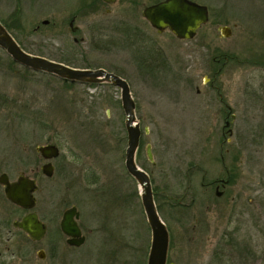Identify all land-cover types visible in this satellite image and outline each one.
I'll return each instance as SVG.
<instances>
[{
	"label": "rangeland",
	"instance_id": "obj_1",
	"mask_svg": "<svg viewBox=\"0 0 264 264\" xmlns=\"http://www.w3.org/2000/svg\"><path fill=\"white\" fill-rule=\"evenodd\" d=\"M95 1L0 0V19L33 53L75 67H101L128 82L140 128L150 130L142 134L136 160L146 167L169 229L168 261L210 263L229 208L236 211L233 221L242 222L241 234L259 241L264 253V173L263 178L259 174L264 172V136L258 137L264 130V0H196L208 7L209 19L185 40L151 27L141 14L147 0ZM73 14L78 32L68 26ZM220 26L230 28L229 36ZM227 107L236 118L232 135H225L231 142L223 149L235 150L242 174L230 195L212 206L210 186L201 182L223 171L211 155L218 154L224 139ZM0 141L3 154L20 150L26 173L31 161L43 162L35 146H59L57 162L67 167L65 177L59 181L38 173L36 209L47 210L51 189L58 185V202L64 191L65 203L79 208L88 235L78 248L63 240L54 260H40L37 250H47L52 236L48 224L41 241L22 236L21 251L27 253L22 259L7 253L1 264H146L151 231L137 182L124 166L126 131L118 87L65 83L13 62L0 48ZM146 144L154 164L146 157ZM233 195L239 201L231 200ZM256 197L263 203L262 233L253 219L239 215L242 204Z\"/></svg>",
	"mask_w": 264,
	"mask_h": 264
},
{
	"label": "water",
	"instance_id": "obj_2",
	"mask_svg": "<svg viewBox=\"0 0 264 264\" xmlns=\"http://www.w3.org/2000/svg\"><path fill=\"white\" fill-rule=\"evenodd\" d=\"M142 14L149 24L156 29L157 33H162L168 29L176 38L183 40L192 39L196 35L197 30L206 24L209 19L208 7L205 4L190 0H163L146 6ZM43 22L46 23L47 20ZM219 29L223 36H229L230 28L228 26H220ZM0 48L14 62L34 71L45 72L70 82L87 84L106 82L120 89V102L124 113L126 131L124 166L127 173L137 182L141 204L151 231L146 264H175L172 261H168L169 231L158 212L150 177L138 165L136 160L142 134H148L150 130L148 126H144L143 129L140 128V124L136 119V104L131 95L128 82L118 74L101 67H75L46 56L28 52L20 46L1 21ZM35 149L44 158L55 157L59 154V149L54 144L38 145ZM145 153L147 159L154 164L150 144H146ZM49 168L48 164L43 165L42 171L46 175H50ZM36 187L33 179L21 176L17 182L5 184V195L13 203L25 209H32L35 205L33 193ZM77 217L78 211L76 208L70 207L65 210L61 220L62 231L70 237L67 242L74 246H80L85 239L81 235V231L75 221ZM17 226L33 240L41 239L46 232V225L38 219L34 211L28 212L21 221L17 222Z\"/></svg>",
	"mask_w": 264,
	"mask_h": 264
},
{
	"label": "flooded vegetation",
	"instance_id": "obj_3",
	"mask_svg": "<svg viewBox=\"0 0 264 264\" xmlns=\"http://www.w3.org/2000/svg\"><path fill=\"white\" fill-rule=\"evenodd\" d=\"M98 1L99 3L101 2L105 4H112V3L117 2L118 0H98ZM98 1L96 0L95 2H98ZM147 1L148 3L146 5H143L141 14L143 13V9L146 6L153 5L163 0H147ZM190 1L197 2L196 0H190ZM91 6L92 5L89 3V8H92ZM105 10L107 13L110 12V8H107ZM94 13H97V12H94ZM76 18H77V14H73L71 15L69 22H68V26L72 32L79 31L78 26L74 24ZM165 31H169V30L166 29L163 32ZM73 39L74 41H78L77 37H74ZM235 118H236V115L231 112V109L229 107H227V112L224 113V120H223L224 124L222 126V135L224 139L219 144L218 154L211 155V161L213 163L220 162L222 164L223 171H219L215 174L210 173V182H204V176L202 177L201 185L204 187L210 186V205L212 206L216 204V202L220 201L221 199L227 198L230 195L229 188L236 184L237 179L242 174L241 173L242 171H240L238 164H236L237 156H235V150L231 149L230 147L223 149V144L225 142H229V143L231 142V139L226 138L225 135L226 134L228 136L232 135V129L230 126L232 122L235 120ZM258 126L263 127V124H259ZM263 136H264V130H261V132H259L258 137H263ZM218 141L219 140H217L216 143H218ZM140 142H141V139H140ZM258 142H260V140H258ZM45 144H54L59 149V146L56 145L55 143L48 142ZM41 145H44V144H41ZM216 145L217 144L213 146V149L216 147ZM2 152H3V146L1 145V141H0V264L2 263V259L7 253L12 258L18 257L22 259L23 255L27 254V253L23 254L21 251L22 238H23L22 236L24 235L31 242L41 241L45 237L48 231V224L50 225L52 224L51 226H53L52 236L50 237L51 239H49L47 250H44L42 248H39L37 250V257L40 260H45L47 256L51 260H54L56 254L58 253L59 248H61L62 246L61 243L63 240H64L65 245L70 248H78L82 246L83 244H85V242L88 240V235L84 232L83 227H82L83 225L80 222V210L77 207V205L65 203L66 198H64V191H62V194H61L62 196L60 195V198H59L60 202H58L57 198H58V194L60 191L58 185H54L53 188L51 189L52 193L50 195V201H49L47 210L40 211L41 213H39L36 209L38 206L36 193L39 190L38 181H37L38 175H39L38 173L40 172L42 175L50 179L56 176L59 178V181H60V178L62 180L65 177L64 175L66 173L67 167L65 166V164L60 165L57 162V158L60 155V149H59V154L51 158H44L39 152L36 151L41 157V159L43 160V162L39 164L38 166V162L36 160L31 161L30 163L31 165L29 166L28 173L23 171V168H22L23 158L21 154H18L17 152L15 155L10 156V155L3 154ZM224 153L226 154V156ZM47 164H48V167H50L49 168L50 175H46L42 171V166L47 165ZM263 173H264L263 171H259L260 178L261 177L263 178ZM21 176H26L30 179H33L37 186L35 192L33 193L35 197V205L32 209H25L13 203L5 195V184L6 183L11 184V183L17 182L18 178ZM54 182L56 181L54 180ZM211 190H213V192H211ZM239 198L240 197L236 195H233L230 197V199L234 201L235 200L239 201ZM252 202H254V204ZM70 207H75L76 210L78 211V217L77 219H75V221L81 231V235H83L85 238L84 242L80 246H74V245L69 244L67 240L70 239V237L66 235L61 229V220L64 215V212ZM241 207L243 208H240V211H239L240 218L244 219L245 217H250L251 220L253 219L254 224L257 226L258 232L262 233V228H261V223L263 219L262 199L261 198L257 199L256 197V198H253L252 200L248 198L247 201H245ZM231 210L233 211L231 212ZM231 210L229 208L228 214H227L226 226L222 232V234L224 235V239L226 240V247L228 249L227 251L228 264H261L263 256H264V253H262V249H261V243L259 241L255 242V239L253 240L252 239L253 237H251L250 234H247V233H245L244 235L241 234L242 222H239L238 224H236V221H233L234 219L232 218L233 217L232 215L236 211L234 208H232ZM33 211L37 214L38 219L46 225V232L44 236L39 240H33L21 228L17 226V222L21 221V219L28 212H33ZM44 216H47L46 217L47 221L44 218ZM59 235H61V238L58 237ZM215 245L213 246V249Z\"/></svg>",
	"mask_w": 264,
	"mask_h": 264
},
{
	"label": "trees",
	"instance_id": "obj_4",
	"mask_svg": "<svg viewBox=\"0 0 264 264\" xmlns=\"http://www.w3.org/2000/svg\"><path fill=\"white\" fill-rule=\"evenodd\" d=\"M0 21L8 29V31L12 34V36L16 39V41L20 44V46H22V48H24L26 51L31 52L26 47H24L23 43L20 42L19 39H17V37L12 33V31H11L12 28L7 23H5L3 20L0 19ZM31 53H33V52H31ZM34 54L45 56L41 52H34ZM59 61L64 62L65 64L73 66L67 60H59ZM63 82H65V83H73V82L66 81V80H63ZM140 145H141V142H140ZM140 145H139L138 150H137V154H136L137 158L136 159H138L140 157V147H141ZM141 167L144 168V170L146 169V167L144 165H141ZM154 199H155V197H154ZM156 206H157V209L159 211L160 210V205L159 204L157 205V203H156ZM168 231H169V229H168ZM227 251H228V249L226 247V240L224 239V235L222 234L220 236L219 240L217 241L214 249H212L211 260H210V263L208 262L207 264H228V262H227L228 261Z\"/></svg>",
	"mask_w": 264,
	"mask_h": 264
}]
</instances>
